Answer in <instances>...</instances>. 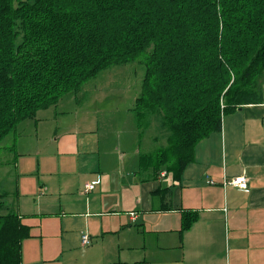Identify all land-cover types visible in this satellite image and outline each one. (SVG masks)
Returning a JSON list of instances; mask_svg holds the SVG:
<instances>
[{"label":"crops","instance_id":"1","mask_svg":"<svg viewBox=\"0 0 264 264\" xmlns=\"http://www.w3.org/2000/svg\"><path fill=\"white\" fill-rule=\"evenodd\" d=\"M136 98L82 109L70 93L22 123L31 135L6 160L9 211L31 229L21 264H264V83L261 102L226 112L197 144L181 179L145 168ZM241 175L248 189L227 183ZM187 212L197 219L182 231Z\"/></svg>","mask_w":264,"mask_h":264},{"label":"trees","instance_id":"2","mask_svg":"<svg viewBox=\"0 0 264 264\" xmlns=\"http://www.w3.org/2000/svg\"><path fill=\"white\" fill-rule=\"evenodd\" d=\"M142 55L133 110L140 126L149 111L163 113L171 131L170 146L147 156L145 168L181 179L226 112L262 101L264 0H0V144L40 110ZM196 217L187 212L182 231ZM29 237L23 216L0 214V264H21Z\"/></svg>","mask_w":264,"mask_h":264},{"label":"rangeland","instance_id":"3","mask_svg":"<svg viewBox=\"0 0 264 264\" xmlns=\"http://www.w3.org/2000/svg\"><path fill=\"white\" fill-rule=\"evenodd\" d=\"M145 63L146 57L142 55L139 60L134 62L115 64L109 67L95 78L89 80L81 90L74 92L77 96L76 103H79L82 109H122L130 107L135 97L143 91L142 86L146 75ZM66 108L71 110L72 107L70 105ZM224 108L225 104L222 102L221 109ZM51 109L48 111H52ZM47 114H51V112H47ZM164 118L165 115L163 113L157 118L156 113L149 111L143 120L141 126L143 131V150L147 152V156L156 155L162 149L170 146L168 137L171 131L168 125L166 127L163 126ZM22 123L15 127L0 144L1 215L7 214L10 212L9 210H12L11 206L14 204L13 193L17 175L13 164H8L6 160L11 157V148L14 142L21 137L26 141L27 137L31 135L27 130L26 124L22 127ZM52 125H55V123L52 122ZM20 149V147H16L15 150L18 151Z\"/></svg>","mask_w":264,"mask_h":264},{"label":"built area","instance_id":"4","mask_svg":"<svg viewBox=\"0 0 264 264\" xmlns=\"http://www.w3.org/2000/svg\"><path fill=\"white\" fill-rule=\"evenodd\" d=\"M228 184H231L238 189L245 190L248 189V179L245 175L237 176L232 178L230 181L227 182ZM96 183L90 182L85 185V191H91L95 188ZM82 244L88 245L90 244L89 236L87 233H83L81 236Z\"/></svg>","mask_w":264,"mask_h":264}]
</instances>
